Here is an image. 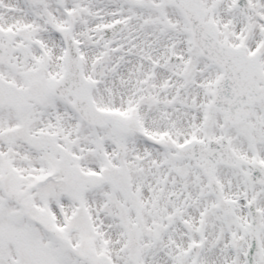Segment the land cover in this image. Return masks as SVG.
<instances>
[{"label":"snow or ice","instance_id":"obj_1","mask_svg":"<svg viewBox=\"0 0 264 264\" xmlns=\"http://www.w3.org/2000/svg\"><path fill=\"white\" fill-rule=\"evenodd\" d=\"M0 264H264V0H0Z\"/></svg>","mask_w":264,"mask_h":264}]
</instances>
